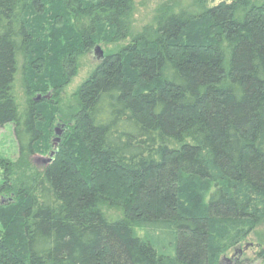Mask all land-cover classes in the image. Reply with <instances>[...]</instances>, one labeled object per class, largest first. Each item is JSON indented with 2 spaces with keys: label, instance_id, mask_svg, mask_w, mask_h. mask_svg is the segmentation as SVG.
I'll list each match as a JSON object with an SVG mask.
<instances>
[{
  "label": "trees",
  "instance_id": "16d2710c",
  "mask_svg": "<svg viewBox=\"0 0 264 264\" xmlns=\"http://www.w3.org/2000/svg\"><path fill=\"white\" fill-rule=\"evenodd\" d=\"M135 1H60L80 52L67 79L102 33L129 42L74 93L38 170L52 102L25 80L21 106L14 84L41 4L0 0V128L22 172L0 186V264H220L264 225V0H167L133 33Z\"/></svg>",
  "mask_w": 264,
  "mask_h": 264
},
{
  "label": "rangeland",
  "instance_id": "374dc122",
  "mask_svg": "<svg viewBox=\"0 0 264 264\" xmlns=\"http://www.w3.org/2000/svg\"><path fill=\"white\" fill-rule=\"evenodd\" d=\"M37 1L41 5H33V9L36 10L37 7L41 11L36 12L37 10L33 9L32 12L28 11L30 17L28 19L31 21V29L34 32L35 47L32 50L29 63L25 61L20 63L14 89L21 106L26 101L23 90L25 80L29 82L31 89L37 88L40 91V93L33 92L34 99L45 97L52 102V105L46 107V109L47 114L52 115L51 120L54 119L52 123L53 134L49 141V145L52 144L53 149H47V146L42 144L39 146L40 151L30 158L31 165L35 169L42 170L54 160L61 138L69 128L62 117L68 115L69 108L74 104V93L88 79L106 54L117 52L121 47L128 44L129 39L121 43L111 44L107 32L102 33L94 47L85 53L83 52L76 59V74L74 77L67 79L66 74L62 71L65 60L63 56L71 55L73 57L79 52L74 44L73 24L68 14L63 12V7L60 4L61 0ZM83 1L93 3L96 0ZM166 1L136 0L132 15V32L137 33L144 26L151 24L155 10ZM229 1L215 0L212 2L208 0L207 6L213 7L221 2ZM190 4L191 0L182 1L184 7ZM52 8L55 9L54 16H51L49 11ZM99 52H101L102 57L99 56ZM71 59L73 60V58ZM55 131L60 135L58 136ZM17 158L18 150L13 135V125L9 124L0 128V186L4 183L7 174L13 178L16 174L22 173L15 168ZM8 169H10L9 172H7ZM32 170L30 168L28 174L31 175ZM24 174V176L28 175L27 172ZM1 199L3 198L0 194ZM109 213L115 217L121 216V213L117 210H109ZM1 230L0 226V232ZM262 251L264 252V225L256 228L239 247L223 255L220 264H264V259L259 256Z\"/></svg>",
  "mask_w": 264,
  "mask_h": 264
},
{
  "label": "water",
  "instance_id": "95a60500",
  "mask_svg": "<svg viewBox=\"0 0 264 264\" xmlns=\"http://www.w3.org/2000/svg\"><path fill=\"white\" fill-rule=\"evenodd\" d=\"M99 56L100 57H102V54H101V52H99ZM40 98H37L36 100L38 101ZM56 134L59 136L60 134H58L57 132H56ZM57 141H58V139H57Z\"/></svg>",
  "mask_w": 264,
  "mask_h": 264
},
{
  "label": "flooded vegetation",
  "instance_id": "af4514ba",
  "mask_svg": "<svg viewBox=\"0 0 264 264\" xmlns=\"http://www.w3.org/2000/svg\"><path fill=\"white\" fill-rule=\"evenodd\" d=\"M56 132V131H55Z\"/></svg>",
  "mask_w": 264,
  "mask_h": 264
}]
</instances>
